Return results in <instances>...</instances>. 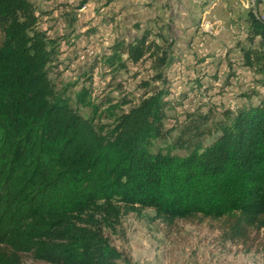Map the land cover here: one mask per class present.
Instances as JSON below:
<instances>
[{"label": "trees", "instance_id": "1", "mask_svg": "<svg viewBox=\"0 0 264 264\" xmlns=\"http://www.w3.org/2000/svg\"><path fill=\"white\" fill-rule=\"evenodd\" d=\"M246 22L240 62L264 85V18L251 8ZM37 24L31 0H0V264H23L22 253L51 264H116L100 230L123 206L204 223L264 253V98L224 109L206 144L186 138L184 154L153 151L173 128L164 129L167 89L142 96L106 128L88 91L76 103L93 105L91 116L56 90L54 41ZM146 34L118 41L109 64L153 57L161 77L167 49ZM194 124L191 137L203 135Z\"/></svg>", "mask_w": 264, "mask_h": 264}, {"label": "rangeland", "instance_id": "2", "mask_svg": "<svg viewBox=\"0 0 264 264\" xmlns=\"http://www.w3.org/2000/svg\"><path fill=\"white\" fill-rule=\"evenodd\" d=\"M31 1L38 28L54 41L57 59L49 77L84 116L93 114L94 105L95 121L108 128L142 96L167 89L164 129L173 128L153 140V151L184 154L186 138L206 144L224 109L264 98V85L241 64L236 46L246 35V13L253 8L264 18V0H158L151 7L144 0L137 10L123 6L126 0H85L82 6L81 0ZM143 33L167 49L170 62L160 68L161 77L153 57L127 61L123 68L106 59L118 41ZM82 91L92 106L76 103ZM192 123L204 134L191 137ZM100 234L116 264H264L261 251L246 252L204 223L163 220L151 208L120 207ZM19 260L51 264L31 253L19 254Z\"/></svg>", "mask_w": 264, "mask_h": 264}, {"label": "crops", "instance_id": "3", "mask_svg": "<svg viewBox=\"0 0 264 264\" xmlns=\"http://www.w3.org/2000/svg\"><path fill=\"white\" fill-rule=\"evenodd\" d=\"M142 1H144V0H126V3H124L125 5H123V6H130L131 9L137 10L138 4H142ZM155 1H158V0H148V1L146 0V1H144L145 2L144 4L146 6L148 5L151 7L152 3H154ZM122 8H124V7H121V9Z\"/></svg>", "mask_w": 264, "mask_h": 264}, {"label": "built area", "instance_id": "4", "mask_svg": "<svg viewBox=\"0 0 264 264\" xmlns=\"http://www.w3.org/2000/svg\"><path fill=\"white\" fill-rule=\"evenodd\" d=\"M263 18V17H262Z\"/></svg>", "mask_w": 264, "mask_h": 264}]
</instances>
